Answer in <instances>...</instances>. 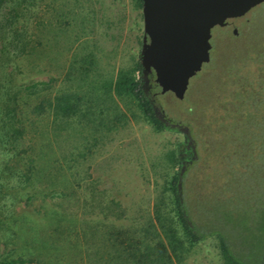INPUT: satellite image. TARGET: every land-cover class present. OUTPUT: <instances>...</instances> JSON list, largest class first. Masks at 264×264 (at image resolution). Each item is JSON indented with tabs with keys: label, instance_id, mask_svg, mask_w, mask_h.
Listing matches in <instances>:
<instances>
[{
	"label": "rangeland",
	"instance_id": "rangeland-1",
	"mask_svg": "<svg viewBox=\"0 0 264 264\" xmlns=\"http://www.w3.org/2000/svg\"><path fill=\"white\" fill-rule=\"evenodd\" d=\"M27 1L23 19L12 30L0 31V47L16 36L14 49L0 51V118L5 114L8 127L15 129L0 146L13 157L1 175L0 259L83 264L87 222L105 224L108 216L122 231L152 218L157 204L168 211L167 181L182 169L181 194L193 216L203 226L225 222L229 234L243 241L235 223L244 226L256 218L264 199V3L212 30L215 69L183 100L168 93L157 101L171 123L190 128L195 161L184 154L182 167L168 153L187 138L177 128L154 131L130 98L115 96L97 105L89 100L83 107L89 112L79 117H56L47 107L58 89H70L66 76L81 58L94 63L83 79L75 78L79 91L90 80L114 78L139 58L144 23L136 0ZM17 3L21 13L25 4ZM231 59L233 68L253 78L260 125H248L253 116L244 111L228 118L237 129L231 125L221 136L203 134L193 120L195 105L207 100L208 87L214 92L217 82L230 79L221 67ZM39 81L51 86L35 94L23 90ZM189 164L193 167L184 177ZM176 264H224L217 238L194 246Z\"/></svg>",
	"mask_w": 264,
	"mask_h": 264
},
{
	"label": "trees",
	"instance_id": "trees-1",
	"mask_svg": "<svg viewBox=\"0 0 264 264\" xmlns=\"http://www.w3.org/2000/svg\"><path fill=\"white\" fill-rule=\"evenodd\" d=\"M22 3L25 5L20 9L21 13H18L20 5L17 3V0H0V31L5 32L4 29L8 28V26L12 30L23 19L24 13H22V10H26L29 6L26 5L28 4L27 0H22ZM142 4V0H136L138 8L142 9ZM15 38L16 36H13L11 40H3L0 51L6 53L10 52L12 48L14 49ZM24 40L22 38L19 39L21 47L26 46V41ZM23 43L24 45H22ZM249 57L252 58L251 56ZM234 59H231L230 62H225L222 65L223 67H221L223 76L226 78L230 74V79L227 81L223 80L224 82H217L219 85L214 92L208 87L204 93L207 95V100H202L199 104L195 105L194 114L196 116L193 120H196L197 129L201 130L203 134L211 133L221 136L231 125L233 129H237L238 123L236 121L230 122L231 120L228 118L231 114L237 115L244 111L253 116L254 121L247 120L248 125L253 122H260L256 118L258 113L257 104L253 102L252 98L255 95L252 85L253 78L243 75L241 69L236 70L233 68L232 61ZM250 60L252 62L258 61L257 57ZM92 63L94 62L92 60L88 61L87 58H81L79 61L73 63L68 76H66V80L71 82L70 89H58L53 99L48 101L47 104L48 109L56 117L69 118L85 115L89 112L90 107H87L85 112H83V107H85L89 100L93 101L91 104L96 102L97 105L101 100L105 104L106 99L116 96L132 99L142 113L145 121L154 131L163 132L172 130L170 126L157 116L154 107V104L168 93L164 95L160 94L161 88L154 82L153 76L150 80V93L151 95H155L154 101H152L150 95H147L144 89L145 82L142 77V65L139 58L134 59L130 67L119 69L114 78L90 80L88 83H85L86 90L79 91L81 87L73 84L75 78L79 77L83 79L85 72H91L92 67L89 66ZM79 64H83L84 67L79 66ZM214 65L213 59L208 64H205L202 71L193 78L189 90H193L194 84L210 75L211 71L215 69ZM260 71L261 69L257 73L261 74ZM50 86V81H39L24 86L23 90L29 94H35L49 89ZM244 95L247 97H245L246 100L243 102L241 99ZM233 100L237 102L233 103ZM83 102L85 103L84 106ZM219 110L223 112L220 116L217 114ZM210 114L214 115L215 118H206ZM4 117L5 114L0 118V146L14 135L11 132L13 124L8 127L9 122L6 123ZM117 119L120 120L118 113H116V121ZM111 126L113 127V125ZM187 140L184 143H178L177 147L168 153V158L173 164L183 167L184 154L190 156V161L194 163L195 151L193 144L189 143L188 138ZM9 160L12 161L13 157L9 153H3L0 149V167L4 165L3 168H0V194L1 185L3 184L1 175L7 171V162ZM192 167L193 164L188 165L184 177L188 175ZM182 170L176 171L167 181L166 191L168 192V204L170 205L168 211H164L157 204L152 218H149L144 224L135 228L122 231L117 230L114 225L110 224L108 216L105 218V224L101 222L105 230L102 229L101 223L94 221L87 222L85 224L86 227L82 229L84 247L83 264H176L194 246L212 237L218 240L224 264H264V199L257 209L259 214L256 218H253L252 221L244 226L240 223V220L235 223V227H238L236 234L239 235L242 232L244 237L243 241H239L237 237L234 239L229 234L231 228L228 229L227 223L219 222L216 226H203L193 216L188 199L182 197L181 187H179L180 181L182 182ZM23 176L29 177L28 175ZM17 178L19 179V176ZM99 225H101V228ZM28 263L30 261L20 257L10 260L0 259V264Z\"/></svg>",
	"mask_w": 264,
	"mask_h": 264
},
{
	"label": "water",
	"instance_id": "water-1",
	"mask_svg": "<svg viewBox=\"0 0 264 264\" xmlns=\"http://www.w3.org/2000/svg\"><path fill=\"white\" fill-rule=\"evenodd\" d=\"M142 3L144 35L139 54L142 77L149 84L150 76H154L160 94L173 93L183 100L191 80L211 61L212 30L245 16L264 0H142ZM156 114L193 143L188 126L171 123L159 108Z\"/></svg>",
	"mask_w": 264,
	"mask_h": 264
},
{
	"label": "flooded vegetation",
	"instance_id": "flooded-vegetation-1",
	"mask_svg": "<svg viewBox=\"0 0 264 264\" xmlns=\"http://www.w3.org/2000/svg\"><path fill=\"white\" fill-rule=\"evenodd\" d=\"M229 24H230V20H229V22H228L227 25H229ZM227 25H226V26H227ZM151 78H152V76H150V80H151ZM150 80H149V84L146 83V82L144 81V82H145V84H144V89H145V92L147 93V95H150L152 101H154V97H155V95H154V94L151 95V93H150V90H151ZM148 85H150L149 88H147ZM154 107H155V111L157 112V111H158V107L156 106V104H154Z\"/></svg>",
	"mask_w": 264,
	"mask_h": 264
}]
</instances>
